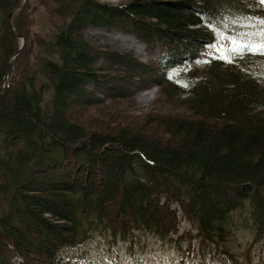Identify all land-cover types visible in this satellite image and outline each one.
<instances>
[{"label": "trees", "instance_id": "1", "mask_svg": "<svg viewBox=\"0 0 264 264\" xmlns=\"http://www.w3.org/2000/svg\"><path fill=\"white\" fill-rule=\"evenodd\" d=\"M54 1L62 6L57 31L23 79L16 75L18 89L12 92L11 69L28 36L22 9L14 11L12 26L8 22L22 0H0V89L7 63L21 47L14 31L26 41L10 59L0 96V178L6 181L0 185V264H62V249L84 242L96 229L123 239L138 232L174 239L182 221L199 241L201 261L239 264L226 245L234 226L227 221L243 210L255 237L264 235V54L246 52L225 62L205 49L225 36L264 43V2ZM89 25L135 36L147 44L150 57L145 62L130 50H101L84 36ZM100 58L189 92L188 113L153 117L155 137L129 121L90 130L74 122L61 108L73 96L83 100L82 107L100 102L85 89L108 77L110 68L97 65ZM116 76L108 77L106 89L117 90L111 84ZM130 76L122 75L126 95L149 84L135 86ZM56 167L62 172L51 181L50 197L34 199L31 181L53 177Z\"/></svg>", "mask_w": 264, "mask_h": 264}, {"label": "rangeland", "instance_id": "2", "mask_svg": "<svg viewBox=\"0 0 264 264\" xmlns=\"http://www.w3.org/2000/svg\"><path fill=\"white\" fill-rule=\"evenodd\" d=\"M130 1L132 0H101V3L123 6ZM159 1L168 2L171 0ZM21 9L23 31L28 36V42L20 59L14 62L11 69V76L13 79L15 77L12 81L15 83L12 92L13 89H18V86L16 87L19 82L17 76H19L20 81L23 79L25 69L37 60V56L41 51V45L50 41L51 34L57 31L55 25L60 23L57 12L61 11L62 6H59L54 0H22L21 4L12 9V11L14 13V11ZM242 16L249 17V14L242 13ZM84 36L93 44L98 45L97 47L101 50H130L133 51L136 57L145 62L150 57L147 44L114 26L100 27L89 25L84 29ZM18 37V42L21 45L23 42L26 43L24 36L23 41L21 35ZM248 51H253L251 53L258 55L262 53L261 50H255V47L244 46L241 42L231 38H218L205 49V53L208 56L222 59L225 62L229 59H237L238 55ZM162 58L163 56L159 55L157 62H161ZM98 61V64L96 63L98 66L110 68V71L105 72L108 77L120 76H116V79L111 82L117 90L106 89L108 77H99L101 84L96 83L98 85L93 84L91 81L90 83L88 82L85 88L87 96H93L100 100V102L98 101L97 104H92L89 107H82L78 105V102L80 100V102H83V100L73 96V100L69 101L67 105L62 106L61 112L71 114L74 122L82 124L90 130L92 129L90 128L92 125L98 123L115 127L118 126L115 122L117 119L129 121L126 125L136 126L135 128L145 126L149 134L155 137L157 124L153 120V117L166 112L188 113L184 102L190 96H193L189 92L171 89L166 84L160 85L159 81L156 82L158 79L154 75L152 78L145 74L142 69L136 71L130 70L128 66L116 65L117 62L108 63L103 58L98 59ZM199 66L203 67V64ZM161 69L164 70L162 66ZM29 70L27 68V72ZM111 70L116 72L114 73ZM103 71L100 70L99 75ZM122 75L127 78L133 75L130 77L136 83L135 86L144 81L149 84L145 87L136 88L132 93L126 95L123 92H127L129 88L122 87ZM123 81L128 80L124 79ZM3 86L2 79L1 88ZM68 118H70V115ZM71 118L68 121L72 122ZM157 133L159 136H162V132L157 131ZM46 148L48 149V147ZM53 170L55 174L53 177L38 175L31 181L30 189L34 188V190L29 192V194L34 199L50 197V187L55 186L51 181H55L62 172L61 167H56ZM92 177L96 178L95 175ZM5 182L1 177L0 185H4ZM104 184H106V181L102 179L99 185L103 187ZM49 215L48 217L50 218ZM88 219L90 218L88 217ZM249 220V214L242 210L236 213L234 219L231 217L227 221L225 225L234 226L227 237L226 245L239 258V264H264V235L255 237V227ZM87 225L88 223L86 222L85 226L87 227ZM194 232L192 230L191 233L193 234ZM177 234L179 235H176L174 239H159L150 233L138 232L134 237L130 236L123 239L103 229H96L84 242L62 249L64 257L62 264H220L212 258H207L204 261L200 260L198 255L200 248L199 241L198 239L193 240L191 238L193 236L190 234L187 222L182 221L180 223Z\"/></svg>", "mask_w": 264, "mask_h": 264}, {"label": "water", "instance_id": "3", "mask_svg": "<svg viewBox=\"0 0 264 264\" xmlns=\"http://www.w3.org/2000/svg\"><path fill=\"white\" fill-rule=\"evenodd\" d=\"M12 15H13V11H11L10 16H9V24H10V26H12V23H11ZM14 32H15V34H16L17 36H19V34H18L16 31H14ZM23 38H24V37L22 36V41H23ZM24 40H25V39H24ZM24 44H25V42L22 43L20 49H18V51H16V52L11 56V58L15 57V56L20 52V50H21V48L23 47ZM11 58H10V59H11ZM10 59H9V61H8V63H7V67H6L5 75H4V78H3V84H4V86H5V83L7 82L8 75H9V63H10ZM4 86H3V87L1 88V90H0V96H1V94L3 93Z\"/></svg>", "mask_w": 264, "mask_h": 264}, {"label": "snow or ice", "instance_id": "4", "mask_svg": "<svg viewBox=\"0 0 264 264\" xmlns=\"http://www.w3.org/2000/svg\"><path fill=\"white\" fill-rule=\"evenodd\" d=\"M262 2H264V0H262ZM254 47H255V50H264V43L255 45Z\"/></svg>", "mask_w": 264, "mask_h": 264}]
</instances>
